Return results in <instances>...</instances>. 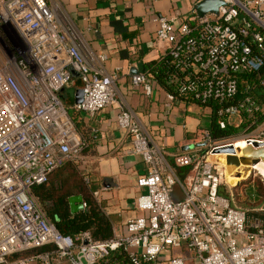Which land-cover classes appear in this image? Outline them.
<instances>
[{"label": "built area", "instance_id": "built-area-1", "mask_svg": "<svg viewBox=\"0 0 264 264\" xmlns=\"http://www.w3.org/2000/svg\"><path fill=\"white\" fill-rule=\"evenodd\" d=\"M219 1L201 17L193 9L189 19H157L165 105L196 106L199 119L214 116L220 129L236 115L242 130L214 138L200 125L192 148L173 155L174 166L190 168L179 180L164 146L131 111L118 110L115 123L144 166L132 204L139 214L95 239L88 230L60 232L32 188L83 160L87 142L59 95L72 70L83 94L73 109L87 119L116 101L117 73L104 70L107 55L91 50L47 0H0V39H7L0 52V264H264V204L254 217L221 196L210 160L238 140L264 143V104L249 92L255 82L264 88V0ZM154 79L136 73L131 85L150 96ZM176 183L179 200L171 197Z\"/></svg>", "mask_w": 264, "mask_h": 264}, {"label": "crops", "instance_id": "crops-1", "mask_svg": "<svg viewBox=\"0 0 264 264\" xmlns=\"http://www.w3.org/2000/svg\"><path fill=\"white\" fill-rule=\"evenodd\" d=\"M48 5L73 24L89 48L107 55L103 66L107 73H117L116 101L93 119L80 114L88 135L96 130L94 142L84 152L80 163H73L82 172L84 181H93L94 199L112 216L117 229L139 212L134 199L142 189L136 180L144 172L139 156L130 153V141L115 123L120 109L131 111L154 142L163 145L166 160L173 164V155L190 149L196 132L204 121L196 106L183 103L166 107L167 85L153 83V92L146 96L140 87H132L131 77L154 64L166 46L155 41L160 16L189 19L195 0H47ZM81 82L72 70V82L63 91L75 103ZM66 264V263H63Z\"/></svg>", "mask_w": 264, "mask_h": 264}, {"label": "trees", "instance_id": "trees-1", "mask_svg": "<svg viewBox=\"0 0 264 264\" xmlns=\"http://www.w3.org/2000/svg\"><path fill=\"white\" fill-rule=\"evenodd\" d=\"M143 72L155 74L153 83L166 85L167 73L160 58L154 64H149ZM64 90L65 88L60 91V98L67 107L74 124L87 142V146L81 152L83 156L84 152L94 142L95 135L92 132L88 135V128L82 123L80 113L75 111L70 101L64 97ZM249 92L258 102L264 104V88L257 82L251 84ZM205 128L214 138L227 137L242 130V127L238 125H228L225 129H220L214 116H212L209 122L205 123ZM170 165L174 168L179 180H184L190 170L188 166L179 167L174 166V164ZM83 177L82 172L76 168L73 162H66L51 173L46 183L34 186L32 191L50 221L63 234L74 235L81 230H88L93 238L106 239L112 235V216L107 215L102 210V204L97 202L92 196V191L96 188L94 182L90 181L86 183ZM262 186H260L261 191L259 190L254 196L250 195L252 199L248 196L246 201L240 203L242 205L240 208L248 210L249 215L254 217H258L261 214L254 212L253 209L259 208L264 204L263 183ZM225 187L223 184L220 185L218 192L221 196L231 201V197ZM73 195H80L86 204L84 210H80L74 214L70 212L68 203V198Z\"/></svg>", "mask_w": 264, "mask_h": 264}, {"label": "water", "instance_id": "water-1", "mask_svg": "<svg viewBox=\"0 0 264 264\" xmlns=\"http://www.w3.org/2000/svg\"><path fill=\"white\" fill-rule=\"evenodd\" d=\"M221 4L219 0H203L195 5L196 14L201 17L207 12L217 11L218 6ZM82 89L75 93V103H80L82 100ZM203 144V143H202ZM192 148V145L189 146ZM213 154H220L226 156L227 170L230 171L234 166L239 163H248L255 165L260 161H264V143L250 141L244 145L239 155L236 154V147L229 145L224 146L213 151ZM214 170L218 176L219 184H225L223 180L224 167L220 164L214 165ZM70 212L72 214L83 209V199L80 195H73L68 198Z\"/></svg>", "mask_w": 264, "mask_h": 264}, {"label": "rangeland", "instance_id": "rangeland-1", "mask_svg": "<svg viewBox=\"0 0 264 264\" xmlns=\"http://www.w3.org/2000/svg\"><path fill=\"white\" fill-rule=\"evenodd\" d=\"M7 42V39H0V52H2V49L4 47V43ZM240 122V117L233 115L229 118V123L233 126L238 125ZM226 157V156H225ZM239 165V164H238ZM236 165V167L238 166ZM235 167V168H236ZM224 169H226L225 164H224ZM234 167L231 169L233 170ZM230 170V171H231ZM262 183L264 184V174L260 172L255 166H252L251 174L248 176L247 179L245 180H240L235 183V185H229L225 182V189H227L230 197L232 204L241 207L242 205L240 204L243 201H246L248 196L252 199V196L255 195V193L261 191ZM263 188V186H262ZM252 195V196H250ZM182 191L180 186L176 183L173 187V191L171 194L172 199L174 200H179L182 198ZM250 199V201H251Z\"/></svg>", "mask_w": 264, "mask_h": 264}, {"label": "bare ground", "instance_id": "bare-ground-1", "mask_svg": "<svg viewBox=\"0 0 264 264\" xmlns=\"http://www.w3.org/2000/svg\"><path fill=\"white\" fill-rule=\"evenodd\" d=\"M245 142L242 140H238L234 147H236V154L239 155L242 148L244 147ZM210 160L214 161L216 164H220L224 167L227 166L226 163V157L224 155L216 154L210 156ZM252 166H255L260 172L264 174V161H260L259 163L255 165L246 164V163H239V165L236 167L234 166V169L231 171H228L227 168L224 169V175L223 180L229 185H235V183L240 180H245L248 178V176L251 174ZM236 167V168H235Z\"/></svg>", "mask_w": 264, "mask_h": 264}]
</instances>
